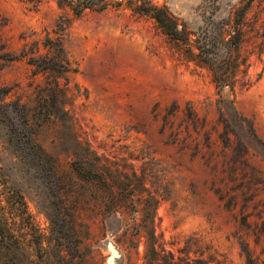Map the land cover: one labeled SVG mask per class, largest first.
I'll return each instance as SVG.
<instances>
[{
	"label": "rangeland",
	"instance_id": "rangeland-1",
	"mask_svg": "<svg viewBox=\"0 0 264 264\" xmlns=\"http://www.w3.org/2000/svg\"><path fill=\"white\" fill-rule=\"evenodd\" d=\"M227 2L234 1L105 0L103 8L74 17L57 0H0V215L12 246L0 244V264H149L143 257L149 232L155 245L174 256H185L182 248L188 245V258L206 259L209 250L219 264H245L238 238V181L244 178L238 169L233 176L215 171L201 153L170 135L180 117L162 130L161 116L173 101L181 109L188 103L210 127L222 94L264 141V55L245 42V71L237 73L231 91H218L207 69L135 9L165 7L193 31L206 9L218 5L214 16L220 17ZM253 10L257 7L248 17ZM260 18L264 21V13ZM58 24L76 67L66 79L34 73L24 59H9L35 41L45 53L42 42L56 37ZM247 146L248 161L264 184V151ZM213 148L219 154L222 147ZM91 157L104 171L138 178L131 180L130 204L115 216L102 218L98 188L84 185L71 170L74 161L83 159L86 167ZM254 187L250 192L264 198L261 186ZM147 191L156 202L152 222L144 224ZM226 191L237 197L229 207ZM39 234L50 246L44 240L37 253L33 243ZM248 241L253 248L252 238ZM262 249L261 240L254 249L258 264H264Z\"/></svg>",
	"mask_w": 264,
	"mask_h": 264
},
{
	"label": "trees",
	"instance_id": "trees-1",
	"mask_svg": "<svg viewBox=\"0 0 264 264\" xmlns=\"http://www.w3.org/2000/svg\"><path fill=\"white\" fill-rule=\"evenodd\" d=\"M233 1V3L225 4V13L220 17L214 16L219 8L218 5L208 7L209 9L205 11L207 13L203 16L202 25L193 31L179 23L165 7L141 4L135 9L153 18L157 26L184 56L196 65L207 69L218 91L225 88L231 91L237 82V73L245 71L247 54L242 51L244 43L250 41L252 46L256 47L257 55H264V21L260 18V14L264 13V0ZM57 3L68 8L74 17L79 16L86 9L99 10L106 4L105 0H57ZM253 6L257 7V10H253L252 15L248 17L247 13ZM62 26L58 24L54 39L46 37L42 42L41 48L45 50V53L39 52V44L35 41L27 49H25L27 44H24L19 53L9 59H24L35 69L34 73L49 71L55 73L56 77L66 79V74L76 71V67L72 65L61 43ZM242 66L243 69H241ZM53 83L57 89V81L54 80ZM218 103L220 106L216 123L208 127L205 117L198 116L191 105L186 103L181 109L179 104L173 101L168 108H165L161 116L162 130L166 126L171 128L173 120L180 117L175 129L170 131L174 140L181 139L183 146L192 147L194 154L201 153L205 163L211 165L215 171L220 173L229 171L233 176L238 169L240 178H244L238 181V187H240L238 196L241 200L238 212L240 249L245 258V264H258L259 256L254 255V249L261 240L264 243V198L257 197L258 192H250V188L256 186L253 190H257L255 188L260 185L259 190L264 192V184L258 171L254 170L248 161L247 142L257 145L264 151V141L256 135L251 122L230 107L231 100L227 96L220 94ZM24 124H28V119H24ZM218 126H221V129H218ZM213 133L216 135L215 138H212ZM216 144L222 147L219 154L213 148ZM225 150H229L230 154H227ZM87 159H89L88 166H83L85 161L82 159V164L74 161L71 164V170L84 185H93L98 188L96 199L102 218L107 215L115 216L117 212L130 204L133 192L131 180H138V178L134 174L129 176L116 171H104L97 161H93L97 160L96 157ZM218 164L221 167L219 170ZM141 182L140 180V184ZM244 187L246 190L243 189ZM144 190L146 191V188ZM224 196H226L224 204L228 205L226 207L232 204L233 198H237L236 195H227V191ZM224 196L221 195L220 199ZM142 201L144 224H147L152 222L156 199L147 191ZM17 202L23 205L20 199ZM249 207L250 211H248ZM9 233L0 215V244L7 249L12 247L9 243ZM249 237L252 238L253 248L249 246ZM43 238L44 236L39 234L38 239L33 243L37 253L42 250L41 243L45 240ZM147 239L149 245L143 257L145 260L148 259L149 264H219L215 251L208 250L206 259L188 258V245H185L182 248L185 256H174L172 252L155 245L152 232H149ZM45 242L49 247L50 242L47 240ZM59 244L56 243V245ZM262 250L264 254V249ZM71 258L73 259V256ZM261 262L263 263V260Z\"/></svg>",
	"mask_w": 264,
	"mask_h": 264
}]
</instances>
